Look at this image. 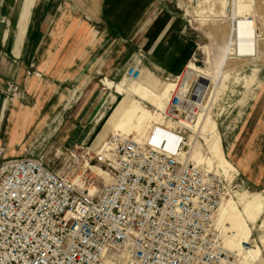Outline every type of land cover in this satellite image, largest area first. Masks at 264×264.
Instances as JSON below:
<instances>
[{
    "label": "built area",
    "instance_id": "2783aa9c",
    "mask_svg": "<svg viewBox=\"0 0 264 264\" xmlns=\"http://www.w3.org/2000/svg\"><path fill=\"white\" fill-rule=\"evenodd\" d=\"M136 57L124 73L130 81L145 55ZM180 87L163 120L196 111L191 83ZM149 130L142 138L111 134L96 147L65 149L68 171L41 157H5L0 143V264H240L213 229L229 195L225 175L184 156L185 128L161 136L156 125ZM90 165L109 181L78 172Z\"/></svg>",
    "mask_w": 264,
    "mask_h": 264
},
{
    "label": "crops",
    "instance_id": "0c3cea01",
    "mask_svg": "<svg viewBox=\"0 0 264 264\" xmlns=\"http://www.w3.org/2000/svg\"><path fill=\"white\" fill-rule=\"evenodd\" d=\"M181 1L97 0L94 6L90 0L88 13L68 0H22L14 41H7L8 31H0V91L7 92V84L17 86L0 102L4 156L38 157L43 149L52 152L58 145L67 149L91 142L96 147L106 135L99 139L110 113L98 132L101 117L117 97L101 90L97 79L105 76L103 80L114 82L124 76L127 66L136 63L138 51L145 55L141 70L161 78L180 75L196 59L200 37L192 26L194 15L188 13L189 1L194 0H187L185 9ZM257 71L252 68L245 76L248 83ZM240 121L230 149L235 165L227 159L248 180L260 184L264 83L258 82ZM235 198L250 240L251 228L264 214V189L235 192ZM259 226L264 227L263 219ZM260 242L264 243V232ZM255 245L260 250L255 264H264L260 245Z\"/></svg>",
    "mask_w": 264,
    "mask_h": 264
},
{
    "label": "rangeland",
    "instance_id": "374dc122",
    "mask_svg": "<svg viewBox=\"0 0 264 264\" xmlns=\"http://www.w3.org/2000/svg\"><path fill=\"white\" fill-rule=\"evenodd\" d=\"M9 1L10 0H0V31H8L7 41L12 42L14 41L17 29L22 0H16V5L14 3L15 0H13L12 4H9ZM35 1L37 0H34V3ZM68 1L72 4H77V6H80L88 13L91 11V7H88L90 0ZM96 1L97 0H92L94 6L96 5ZM186 2L187 0H182L179 3L182 9L186 8ZM189 4L192 5V7L190 8V11L188 10V13L194 15L195 20L192 22V26L197 29L196 31H198L197 33L200 35L198 39L199 48L195 55L196 59L189 63L179 77L177 76L173 80L167 81L164 77H157L161 82L166 83L172 89L175 85L178 86V84H180L181 87L186 90L191 83L190 91L192 93L194 92L193 99H195L199 108V110L198 108L196 109V111L199 112L198 117L196 115L190 122L187 121L180 124L177 120H163L162 112L158 111L160 117L159 120L155 122L153 121L152 124L145 126L144 128L141 127L139 132L133 130L132 125L136 122L134 117L125 119V122L122 125V130L119 134L129 136L134 135V137L141 138V136L145 132L147 133L150 127L154 124H162L172 130L174 128L177 129L178 127L185 128L187 138L184 140V143L193 148L192 152H190V150L188 151L190 153L187 156H190L193 160H196L195 158L198 155H203L207 158L210 157L211 164L209 166L212 165L213 169L222 173L219 168L216 167L218 160L212 157L209 145L210 136L207 134L209 131H213L211 128H214V131L217 132L218 136H221L223 149L227 157L223 152L220 139V147L223 155L235 165L232 161L233 154L230 153L231 145L235 142V135L239 130L240 120L245 115L246 106L252 98V95L255 93V90L258 87V82L264 83V40H262L264 38V0H194L192 4L191 1H189ZM11 6L12 9L10 8ZM31 11L29 21L32 13ZM29 21L22 42H24L25 36L27 35ZM6 44L10 46L7 42ZM6 44L3 48L7 47ZM188 68H192L201 75L196 76L195 78H183L184 72ZM252 68H258V71L252 82L248 83L246 78L249 77L245 76L250 74ZM146 72L148 71L142 70L140 78ZM103 77L105 76H99L97 79L101 90L107 91L110 95L112 92L114 96L117 95V97L113 100V103L109 105L105 115L101 117L98 132L102 129L104 121L110 113L103 130L106 135L103 137V134V139L100 140L97 145L102 144L101 142L108 137V134H110L109 131H112V127L118 120L117 117L114 116V113L119 102L125 97V94L123 91L118 90L116 85H121L123 88L131 91L138 86L139 81H130L125 76H122L113 82L108 79L103 80ZM255 80L256 82H254ZM108 82H110L111 85H109ZM13 87L14 89L7 84V92L0 91V102L3 101L4 97H6V99L10 98L14 94V90L17 91V86L13 85ZM108 87L110 89H108ZM111 87L112 89H116L120 95L115 93ZM202 88H204L203 93L198 99H196L195 97L199 95ZM170 94L168 99L170 98ZM166 103L167 102H165V106ZM132 104L146 107L151 112H157L156 108L152 107L150 103L140 100L136 96H133ZM190 114L191 113H189L187 117H189ZM129 119L130 121H128ZM83 145L90 146L91 142ZM38 157H41L44 163L52 169L57 171H68L65 160L66 150L64 147L58 145L54 151L52 150V152L48 153L43 149ZM262 160H264V157ZM234 165V169H228L226 173H222L227 178L226 182L229 183V195L225 198H231L234 203H236L235 192L254 193L264 189V181L257 184L248 180L242 174L239 167L236 166V169ZM92 167L96 169H92ZM97 168H99L97 165H90V167L80 168L78 172L81 173L84 171L83 174L86 177H96V175L103 174V172L97 170ZM104 177V179L103 176H101V179L98 178L99 184L104 183V181L107 182L108 178L106 176ZM237 207L241 210L239 205H237ZM220 213L221 212H219L218 217L216 214L214 220L220 217ZM262 219L264 220V214L258 215L254 227L251 228V237L248 246L251 247L256 243L260 245L261 254L264 258V243L260 242L264 227L259 226ZM217 233L218 232L216 231V235ZM238 259L241 262L243 261L239 257ZM249 262V260H245L243 261V264H248Z\"/></svg>",
    "mask_w": 264,
    "mask_h": 264
},
{
    "label": "bare ground",
    "instance_id": "6f19581e",
    "mask_svg": "<svg viewBox=\"0 0 264 264\" xmlns=\"http://www.w3.org/2000/svg\"><path fill=\"white\" fill-rule=\"evenodd\" d=\"M141 74H142V70H141ZM199 75L201 74L196 72L192 68H188L184 72L183 78L185 77L195 78L196 76ZM140 76L135 80H132V81H138V80L139 81H138V86H136L131 91L129 89L123 88L121 85H116V88L118 90L124 92L125 97L119 102L118 107L115 110L114 116H116L118 120L112 127V131H109L110 134H108V136H110L111 134L118 135L122 130V125L125 122V119L127 118L134 117L136 119V122L132 125V127L133 130L139 132L141 127L144 128L145 126L152 124L153 121L155 122L159 120L160 117L158 111L162 112V117H163L165 102H167L169 94L174 88L172 89L166 83L161 82L157 76H155L153 73L149 71L146 72L141 78ZM108 84L111 85L110 82H108ZM176 86L177 85H175L174 87ZM203 90L204 88H202L199 95L195 97L196 99H198L201 96ZM133 96H136L138 97V99L150 103L152 107L156 108L157 112H151L146 107H142L137 104H132ZM191 100H192L191 105L197 106L198 108L195 99L192 98ZM198 114L199 112L195 111L194 113H191L189 117L181 118V120H177V122L180 124H183L187 121L190 122L191 120H193V118L196 115L198 117ZM128 121H130V119ZM155 125H156V130L159 133V136L164 134L172 135V129L162 124H154L150 128L151 129L154 128ZM211 130L213 131L212 132L209 131L207 135L210 136L209 145H210V151L212 157L218 160V164L216 167L219 168V170L222 173H226L228 169H234V167L231 164V162H229L227 158L223 155V152L220 147V137L218 136L217 132L214 131V128H211ZM104 132L105 131H103L102 134L99 136V139L103 136ZM147 133L145 132L141 136V138L144 137L145 134ZM189 150L190 152H192L193 148H191L190 145L189 146L185 145L184 143L183 154L185 157H188L189 160H191L196 165L205 167L206 169L214 171L215 173H220L216 169H213L212 165L209 166L211 164L210 157L207 158L204 157L203 155H198L195 158L196 160H193L191 159L190 156H187L190 153L188 152ZM92 169H96V168L92 167ZM97 170L103 172V174H99L98 176H103V178H105L104 176H106L108 178L107 180L108 182L109 176H107V173L100 168H97ZM107 182L104 181V183ZM219 212H221L220 217L214 220L216 214L218 217ZM213 229L218 232L217 236L220 239V243L222 244V247L227 252L231 253L235 257L236 261H238L240 264H243V261L245 260L250 261L248 264L256 262L260 254V250L256 245H253L251 247L248 246V243L250 241L248 226L246 225L243 216L240 210L238 209L236 203H234V201L231 198H224L220 203V205L218 206L213 218ZM238 257L243 261L242 262L239 261Z\"/></svg>",
    "mask_w": 264,
    "mask_h": 264
}]
</instances>
